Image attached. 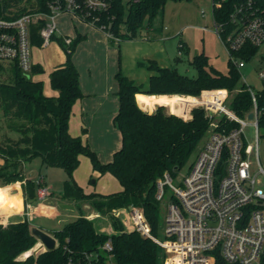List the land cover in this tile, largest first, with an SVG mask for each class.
<instances>
[{"label": "trees", "instance_id": "obj_1", "mask_svg": "<svg viewBox=\"0 0 264 264\" xmlns=\"http://www.w3.org/2000/svg\"><path fill=\"white\" fill-rule=\"evenodd\" d=\"M108 1V9L95 15L97 21L94 26H105L102 30L112 34L109 35L111 41L120 42V39L138 38L141 30L148 22H153L169 0H129L128 3L124 0ZM46 3L47 0H37V9L50 12ZM258 3L264 6V0H259ZM233 4L234 0L226 1L225 13L216 9V17L222 21L227 20ZM8 5L11 4L3 6L7 8ZM26 10V7H20L16 15ZM91 18L93 15H87L84 22L90 23ZM43 24L41 22L33 28V42L39 47L42 46L43 38L38 31ZM53 37L58 40L66 56L64 63L49 75L51 87L58 91L57 95L45 94L43 80L34 78L33 75L43 73L41 64H34L32 74L25 75L16 63H9L12 80L7 81L2 74L8 67L0 61L2 118L7 128L20 133L18 139L7 137L0 140V159L4 160L0 164V185L25 180V201L35 202L43 183L38 178L25 179L23 162H31L40 156L43 163L61 166L66 170L68 179L64 183L63 199L89 203L102 214H110L113 231L101 230L92 219L80 215L54 231L57 240L54 249L20 258L40 241L32 233L30 221L25 219L6 225L0 223V264H107L109 255L114 264H163L164 254L158 243L134 228L128 230L113 210H124L123 208L131 205L140 207L152 233L156 235L160 215V201L156 197L157 180L165 172L175 176L185 167L203 142L209 119L203 107H194L191 118L180 116L188 109L185 104L196 102L193 97H163L172 111L178 112L174 114L166 112L165 106L157 107L154 112L143 109L137 102L136 94L145 91L151 94L198 95L203 89L233 90L240 83L241 71L229 58V70L223 73L210 65L209 57L204 52L194 56L191 62L198 71L196 76L181 73L177 67L161 66L156 60H149L146 64L152 74L148 88L143 90V85L135 83L120 69L115 75L119 110L114 116V124L121 132L122 144L114 152L111 161L102 162L88 142L80 135H72L69 130L73 106L84 96L80 72L73 56L86 35L77 32L69 44L63 36ZM178 48L183 50L186 44L180 40ZM257 50L258 47L249 44L236 52V55L251 60ZM256 96L259 127L264 130V86L256 91ZM208 97L213 98L212 95ZM180 102L184 106L177 105ZM228 102L230 108L240 116L245 117L252 112V95L244 84ZM220 124V129L226 132L237 126L236 122L226 117L220 119ZM81 155L90 158L98 173L114 175L122 189L109 194L85 192L74 176L80 165ZM8 207L10 211L21 208L19 194L10 198ZM108 240L113 247L110 253L102 248ZM260 264H264V253Z\"/></svg>", "mask_w": 264, "mask_h": 264}, {"label": "built area", "instance_id": "obj_2", "mask_svg": "<svg viewBox=\"0 0 264 264\" xmlns=\"http://www.w3.org/2000/svg\"><path fill=\"white\" fill-rule=\"evenodd\" d=\"M226 1L229 0H212L214 31L227 47L231 62L240 69V82L251 92L253 117L240 116L227 106L228 90H203L195 97L196 102L190 104L205 109L209 126L189 172L183 178L176 175L181 181L179 185L173 182L174 176L169 172L157 180L156 197L160 202L164 201L167 190L170 191L164 225L166 238L162 240L152 233L140 207L126 208L133 222L131 228L158 243L164 264H260L264 253V188L257 178L258 173L264 174V167L260 165L256 173L252 172L249 156L253 145L247 142L244 133L249 119L256 128L258 154L257 90L247 83L242 72L249 61L259 57L257 73L264 82V6L259 0H234L228 19L222 21L215 11L225 13ZM47 2L50 12L37 9L38 5L20 15H16V11H0V61L16 63L25 75L32 74L35 64L33 48L37 45L33 42V28L36 25L44 23L38 33L43 38L42 46H47L59 29L57 17L61 13L72 14L83 22L87 15H93L89 24L94 26L97 12L108 9L110 3L108 0ZM98 27L105 29L103 25ZM64 39L69 44L72 37ZM249 44L258 47L251 60L236 55ZM222 117L236 122L237 126L227 132L220 129ZM38 181L43 182V179ZM38 193L44 199L49 191L42 186ZM102 248L110 253L111 241ZM107 264H114L111 255Z\"/></svg>", "mask_w": 264, "mask_h": 264}, {"label": "rangeland", "instance_id": "obj_3", "mask_svg": "<svg viewBox=\"0 0 264 264\" xmlns=\"http://www.w3.org/2000/svg\"><path fill=\"white\" fill-rule=\"evenodd\" d=\"M128 1L129 0H124L125 3H128ZM16 2H18L17 5L14 4ZM4 4H11V5H8L9 7L7 8H4L3 6ZM36 6H37V0H0V11L3 10L7 12H13V11H18L20 7H26L28 9L32 7L35 8ZM203 10L205 11L204 13L202 12ZM57 22L59 24L58 27L59 29L56 30L57 36H62L63 33L76 36L77 32L82 34H87V32L90 30V26L80 23L78 21V18L73 17L72 14L69 13H61L57 17ZM153 25L156 28H154ZM165 26H167V28H165ZM150 31L153 32L151 33L152 39H149V36H151V34L148 35ZM89 37L91 40L96 39V37L90 33H89ZM138 39L144 41L142 47H144L145 49H148L147 47L149 46L147 45H152V47H155L156 51H159L158 49L159 46L165 47L170 57V59L167 61L169 66L177 67L181 73L187 74L189 76L197 75L198 71L191 62L194 56L202 52L208 55L210 65L214 66L223 73H227L229 70L228 62L230 58V53L227 47L225 46V44L223 43L222 39L214 31V23L212 18V0H181V1L169 0L164 10L161 11L155 17L153 22L152 23L148 22L146 26L141 30V34L138 37ZM180 40H182L186 44V48H184L181 51V54H179V48H178V44ZM121 42L122 41H120V43ZM81 43L78 44L77 50L79 52V47H82L80 50V54L83 55V53H86L87 51V46L86 45L83 46V44L81 46ZM101 44L104 46L103 43ZM87 45L88 47H91L89 46V44ZM115 45H118L116 41H115ZM178 57L180 58L178 59ZM64 58H65L64 50L62 46L59 44L58 40L54 37L51 38V41L48 46H41V47L35 46L33 48V59L44 65L45 72L33 75L34 78L43 80L44 84L47 86V88H49L50 80H49L48 72L50 66L56 65ZM258 58L259 57H255L253 60L249 61L245 67L242 68V72L246 76L247 83L250 84L255 90H259L264 86V82L258 77V73H257L259 67ZM5 64L7 65L8 69L5 73L2 74V76L5 80L11 81L12 72L9 66L10 64L8 61ZM126 65H127L126 67L127 71H130L131 70L129 69L130 63L128 62ZM141 69H143V67L140 66L139 72ZM241 85L242 83L240 82L239 85L233 90L224 88L229 92V98L227 99L228 107H230L228 101L233 97L234 94L238 92ZM203 90H217V88L203 89ZM200 94L191 95V96L193 97L195 96L196 98H198ZM166 95L172 96L173 94H166ZM181 104L182 106H184L183 103ZM186 106L188 107V113L190 110L192 111L193 107H195V105L193 106L191 104H188ZM166 112H171V113L173 112L174 114L176 113L172 111V109H168L167 107H166ZM188 113L185 112L184 114L182 113L181 115L179 113V115L183 118L188 119L192 117V115L188 116L187 115ZM92 118L93 116H89V118L88 117L85 118L86 123L84 125L88 128V134L83 135V137L85 138V141L86 140L89 141L91 148L98 153V156L102 161V159H105V155H107L109 152H112L113 149L118 146V143L120 142L121 139V133L117 128L116 130L112 128L111 131L109 132L103 131L105 125L107 124L105 118L99 117L102 120L96 118L94 121ZM81 133L82 132H79V135H82ZM244 133L247 142L253 145L249 158L251 161V170L253 173H256V171H258V169L260 168V165L264 167V130L259 129L260 140H259L258 154H257V146H256V128L253 125L252 121L249 119H248V124L244 128ZM13 136L17 138H14ZM7 137L18 139L20 137V133L17 130H12L7 128V126L4 124L2 118V111L0 109V138L4 139ZM193 156H191L185 167H183L177 173V175L179 174L180 178H183V176H185L189 172V166L190 163L193 161ZM3 162L4 160L1 158L0 164H3ZM30 165L33 168L32 175H34L36 178L38 177L42 179L44 178L43 182L41 183H43L44 187H49L50 190L53 192L54 196H56V200H58L55 206L57 207V212L61 210L60 211L61 213H66L68 209H65V207L62 205L69 204L71 206L70 203H63L62 200L63 197H61L64 188V183L68 179L66 170L61 166H51L43 163L42 158L40 156L35 157L32 160V164L30 163ZM83 169L84 166H82V170ZM92 174L89 177V179L92 180L97 179L96 175L98 174V172L95 171ZM113 176L109 175V178H104L103 180H101L100 182L101 186L99 187L100 190L98 191L113 193V192H117L118 190H121L120 189L121 186L118 180H116ZM257 178L260 182V186L264 188V174L258 173ZM44 181H45V185H44ZM173 182L176 185H179L181 183L180 179H178L176 175L174 176ZM10 195H11L10 187L9 188L0 187V207H5L6 210L9 211L10 209L7 203L10 198ZM169 196H170V191L167 190L164 201L160 202L159 229L156 236L162 240L166 238L164 232V225H165V216L168 208L167 202L169 200ZM36 199L37 200L35 201V203L33 202L34 207H38L39 204L42 205V208H36V214L40 215V217H47L44 215L47 212L43 210V206L46 204L45 200L40 199L39 196ZM126 208H129V206ZM126 208L123 209L126 210ZM124 210L114 209L113 213L115 214L118 213L117 217H119L124 223L125 227L128 230H130L132 229L131 226L133 222L131 221V218H129V214ZM47 214H51L49 220L56 219L55 217L52 216V215H56L55 212L47 213ZM101 215L107 218V223L112 224V221L109 217L110 214L101 213ZM46 219L48 218H40V220H46ZM46 249L47 248L45 247V250Z\"/></svg>", "mask_w": 264, "mask_h": 264}, {"label": "crops", "instance_id": "obj_4", "mask_svg": "<svg viewBox=\"0 0 264 264\" xmlns=\"http://www.w3.org/2000/svg\"><path fill=\"white\" fill-rule=\"evenodd\" d=\"M78 21L82 24L90 26V30L87 32V34H85L86 35L85 39L81 41L83 43L80 42L81 46L82 44L83 46L84 45L87 46L86 53H83V55L80 54V50L82 47H79V52L77 50L78 49L77 47L73 56V60L80 72V84L84 96L81 99L77 100L73 106V111L70 118L69 130L71 134L74 136H78L79 132H82L81 133L82 135L80 136L85 141L83 135L88 134V128L84 125L86 123L85 122L86 117L89 118V116H93L92 118L93 121L99 117L105 118L107 123L103 130L105 132L111 131L112 128L114 130H116L117 128L114 124V116L119 110V98L117 95L118 83L115 78V75L120 69H122L123 73L127 75L130 79L134 80L135 83L139 85H143V90H145L149 86V79L152 74V71L148 68L146 62H148L149 60H156L161 66H169L167 61L170 59V57L165 47L157 46L159 51H156L155 47H152V45H147L149 47H147L148 49H145L144 47H142L144 41L141 39L139 40L138 38L125 39V40L120 39V41L122 42L121 43L117 42L118 45H115V42L111 41L110 36L100 28H97L89 23L80 21L79 19ZM154 28L156 27L154 26ZM89 33L93 34L96 37V39L91 40L89 37ZM151 33L153 32L150 31L148 35H150ZM62 36L63 37L70 36L72 38L75 37L70 34H64V33L62 34ZM149 39H152V34L151 36H149ZM101 43H103L104 46ZM87 44H89V46L91 47H88ZM65 59L66 56L64 59H62V61L58 62L56 65L50 66L48 72L49 75L55 68H57L62 63H64ZM34 62L35 64L37 63L41 64L44 68L43 72H45V67L42 63L37 62L35 60ZM128 62L130 63V67H129V69H131L130 71H127L126 68L127 67L126 64ZM140 66L143 67V69H141L139 72ZM49 80H50V76H49ZM49 88H47V86L44 84L45 94L52 96L58 94V91L53 89L51 87V84ZM173 95H183L186 97L188 96L193 97L190 94L176 93ZM163 97H170V96L166 94H151L145 91H140L137 92L136 94V99L138 104L143 109L148 110L150 112H154L159 106H165V109L166 107L168 109H171V106L168 105L165 101H163L162 99ZM193 98H195V96ZM177 105L182 106L181 103H177ZM190 111L188 113V109H186L188 116L192 115L191 114L192 112ZM13 137L17 138L15 136ZM0 140H2V138H0ZM86 142L89 143L88 140H86ZM121 144H122V135L120 142L118 143V146L114 148L112 152H109L107 155H105V159H102V161L103 162L111 161L114 152L121 147ZM80 160H81L80 165L75 170L74 176L76 181L84 188L85 192L87 193L98 192L102 194H109L107 192H101L98 190H100L99 187L101 186L100 185L101 180H103L104 178H109V175L112 174L98 173L96 175L97 179L94 180L89 179L91 174L95 172L92 162L89 157H86L84 155L80 156ZM30 163L32 164V161L23 162L24 174L26 177L25 179L36 178L34 175H32L33 168L31 167ZM82 166H84L83 170H82ZM113 177L116 179L115 176ZM24 181L25 180L22 181L19 180L12 182L10 184L0 185V187H8V188L10 187V194H11L10 198H12L14 194H19L21 198V208L16 211H9L6 210L5 207H0V223L6 225L11 222H17L28 219L32 227L35 226L40 227L54 236V231L62 228L67 222L76 219L80 215H86L88 218L94 221L95 225H97L99 229L101 228V230L104 229L105 231H110V232L113 231L112 224L107 223V218L101 215V213L89 203H84L78 200L62 199L63 203H70L71 206L69 204H63L62 206H64L65 209H68V211L66 213H61L60 212L61 210H59L57 212V207L55 206L58 200H56V196H54L53 192L50 190L49 187H46L48 188L49 194L43 199L46 202V204L43 206V210L46 211L47 213L55 212L56 215H52V216L55 217L56 219L49 220L51 214H47V213L44 214L47 217H40V215L36 214V208H42V205L39 204L38 207H34L33 203H29V202L26 203L25 201V194L23 188ZM44 185H45V181H44ZM120 189H122V187H120ZM40 218H48V219L40 220ZM37 244L30 251L23 253L20 256V258H25L31 253H39L45 250V246L42 244L41 241H39Z\"/></svg>", "mask_w": 264, "mask_h": 264}, {"label": "water", "instance_id": "obj_5", "mask_svg": "<svg viewBox=\"0 0 264 264\" xmlns=\"http://www.w3.org/2000/svg\"><path fill=\"white\" fill-rule=\"evenodd\" d=\"M253 117V113L249 114V118ZM32 233L42 242L47 249H54L56 247V238L40 227H33Z\"/></svg>", "mask_w": 264, "mask_h": 264}, {"label": "bare ground", "instance_id": "obj_6", "mask_svg": "<svg viewBox=\"0 0 264 264\" xmlns=\"http://www.w3.org/2000/svg\"><path fill=\"white\" fill-rule=\"evenodd\" d=\"M38 245V244H37ZM40 249V248H39ZM37 251V250H36Z\"/></svg>", "mask_w": 264, "mask_h": 264}]
</instances>
